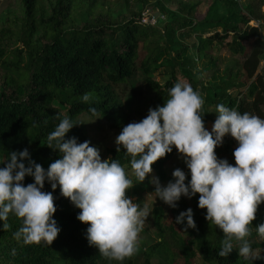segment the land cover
Masks as SVG:
<instances>
[{"label":"trees","instance_id":"16d2710c","mask_svg":"<svg viewBox=\"0 0 264 264\" xmlns=\"http://www.w3.org/2000/svg\"><path fill=\"white\" fill-rule=\"evenodd\" d=\"M172 2L153 0L165 16L160 29L157 25L143 23L141 11L130 18L119 19L108 10H96V0H55L47 16L41 15L38 0H21V28L0 27V69L4 70L0 74V161L8 159L11 151L27 148L30 158L46 170L60 158L58 150L44 145L47 136L64 116L73 121H80L83 114L93 117L89 112L91 107L96 108L100 118L111 128L121 132L128 124L129 114L123 109L114 86L133 77L138 62L144 83L155 94L152 108L163 106L169 98V89L177 81H184L204 98L205 128L213 125L218 104L264 119V79L258 73L264 58V33L259 26L251 25L253 9L242 8L235 0H225V11L220 12L218 0H209L204 16L196 19L201 0H177L180 7L176 12L172 10ZM167 3L170 6L167 7ZM260 3L263 5L264 0ZM183 8L192 18L181 14ZM76 10L80 20L73 15ZM179 30L197 35L195 52L210 58L214 82L207 81L204 85L194 65H187L191 57L187 46L171 47L169 57L159 62ZM165 35L169 36L167 40ZM10 37L11 40L16 38L12 47L4 41ZM215 40H227L231 52L241 60L237 67H227L218 76L216 61L209 52ZM141 44L146 47L143 52ZM26 47L27 64L23 65L22 54ZM163 61L169 65L170 78L160 82L152 73ZM85 93L91 97L88 103L82 101ZM70 137H76L78 143L87 140L91 144L84 124L74 125L65 139ZM231 142L232 137L226 135L217 148L232 154ZM117 147L106 149V159L117 160L126 171L131 169V158L122 146L120 151ZM176 152L173 147L171 153L152 165L159 179L166 177L165 165ZM180 159L187 184L189 170ZM3 166L0 163V167ZM32 182L31 176L23 181L25 185ZM143 182L148 183L149 177ZM42 190L54 196L53 219L60 229L57 238L51 245L43 242L26 245L17 241L14 233L22 226V220L9 214L7 221H0V264H109L95 246L89 245L86 238L89 225L77 219L80 209L70 205L69 199L61 195L59 186L53 190L46 180ZM190 202L181 196L177 207L171 208L172 222L167 229L162 223L163 208H153L158 240L143 250L144 264H152L151 259L157 253L164 254L162 259L166 263L178 257L184 264H264V241L251 244L252 248L263 249L261 258L252 262L239 256L235 248L227 257H220L222 230L205 219L206 209L198 207V194L192 196ZM188 208L193 211L196 228H187L185 232L186 221L176 223V217ZM5 222L10 225L8 229L3 228ZM260 223H264V203L259 205L252 222L251 236L257 235L255 229ZM171 246L175 247V252ZM122 264H134V256Z\"/></svg>","mask_w":264,"mask_h":264},{"label":"clouds","instance_id":"9594fccd","mask_svg":"<svg viewBox=\"0 0 264 264\" xmlns=\"http://www.w3.org/2000/svg\"><path fill=\"white\" fill-rule=\"evenodd\" d=\"M168 97L163 106L149 108L139 122L122 128L115 138L116 150L123 147L131 158L136 183H142L151 176L152 165L174 147L186 164L190 179L186 184V174L180 168L172 172L174 182L164 186L158 177L151 176L155 198L176 208L182 195L191 198L198 194V207L206 209L205 219L223 232L218 255L227 257L235 248L245 260L260 259L261 249L254 250L248 238L258 207L264 203V119L218 104L209 131L203 120L204 98L190 83L177 81ZM90 100L89 94L82 96L83 102ZM89 112L96 119L101 117L94 107ZM94 121H73L68 116L60 119L44 144L58 150L60 158L46 170L30 158L27 148L11 151L8 159L0 161L4 164L0 167V221H7L9 214H14L22 220V226L14 233L17 241L51 245L60 229L53 219L54 196L42 190L47 180L53 190L59 186L61 195L80 209L77 219L89 225V245L95 246L104 258L122 264L139 251V234L151 209L134 203L127 195L135 183L117 160L102 159L99 149L87 140L78 143L76 137L65 139L74 125ZM226 135L237 142L232 152L234 164L218 158L215 151ZM26 176L33 177V182L25 185ZM185 221V232L196 228L191 208L176 217V223ZM9 227L8 223L3 224L4 229ZM255 230L264 241V223Z\"/></svg>","mask_w":264,"mask_h":264},{"label":"rangeland","instance_id":"374dc122","mask_svg":"<svg viewBox=\"0 0 264 264\" xmlns=\"http://www.w3.org/2000/svg\"><path fill=\"white\" fill-rule=\"evenodd\" d=\"M38 6L41 15L47 16L50 14L55 0H38ZM82 2V0H79ZM225 0H218L219 3V11H225ZM97 9H102L103 11L108 10L113 17H126L130 18L133 16V13L141 11V18L143 23H147V21L152 22V25L159 26L160 29L163 28V24L165 22V16L156 7L153 3V0L148 1L147 3H143L140 0H96ZM209 0H201L200 4L198 5V12L196 13V19H201L206 11L207 5ZM239 4L242 8H246V6H250L253 11L254 15L253 18L255 21L259 22V27L261 31L264 33V4L261 5L260 0H240ZM172 10H176L180 7L177 3V0H173L172 2ZM166 6H170V4H166ZM80 9V8H78ZM183 12L181 14L184 16L186 15L189 18H192V14H187L186 10L183 8ZM154 13H158V19H155ZM78 16V10L73 12V15ZM22 6L21 0H0V27L2 26H11L15 29H20L22 24ZM76 20H80L81 17H76ZM214 32V31H213ZM212 34V33H208ZM204 37L208 36L207 34H203ZM169 38L168 35H165V39ZM16 38L11 40L10 38L4 39L11 47L14 46V41ZM197 42V35L193 34L189 31H177L175 33V39L170 41V48L166 49L164 52V57L159 61L161 62L163 59L168 58V52H172L171 47H180V46H187L188 52L191 53V57L189 59V63L187 65H194L195 71L198 72L199 78L203 81L204 85L208 82H214L213 78L211 77L212 68L210 66V58L208 56H198L195 52V45ZM20 46V43L17 44ZM144 44L140 45V50L143 52L145 51ZM27 47L22 57L24 58L22 64H27V57H26ZM209 52L213 56L212 58L216 61L215 65L218 68V74H222L225 68L229 67H237V65L241 62L240 58L235 54L232 53L229 45L227 44V40L219 41L215 40L211 45ZM168 63L163 61V63L155 69L152 73V76L157 81H164L170 78L169 74V67ZM4 70L0 69V74H3ZM258 73L264 79V58L260 61L258 67ZM114 89L118 94L119 100L122 104L123 109L129 114V121L130 122H139L148 114V109L152 108V102L155 98L154 92H152L144 83V73L142 72L141 66L139 62L136 65V70L133 77L129 78L126 82L115 85ZM214 108L211 107V110ZM85 115V114H83ZM79 120H89L95 119L94 122L84 123L87 134L91 140L90 146H95L99 149L100 155L102 159H106V149L110 147L117 146L115 143L116 136L120 133V131H116L115 128H111L108 123L105 122L103 118L96 117H89L83 116ZM216 113L214 116L216 117ZM207 130H211L207 128ZM218 158L227 159L229 163L234 164L233 155L223 148H216L215 149ZM180 168L184 171L183 163L180 159L179 154H176L167 162L165 165V172L166 177L164 179H159V182L162 186L166 185L169 181L174 182V177L172 176V172L174 169ZM129 178L133 180L134 186L130 188L127 192V195L133 199L134 203L140 204L141 207L147 205L150 209V215L147 217L145 226L143 230L140 232V243H139V251L137 254L134 255V264H144V256L143 250L148 247L149 245L153 244L158 240L157 229L154 224V213L153 208L156 206H161L164 211L162 223L165 229L168 228L170 223L172 222L171 218V207L165 204L162 200L158 197L155 198L154 188L155 186L148 183H136L134 176L131 173V169H127ZM151 176L157 177L156 173L153 171ZM149 176V180L151 179ZM183 196V195H182ZM186 201L191 204L190 198L183 196ZM71 206L75 207L73 203L69 200ZM77 208V207H75ZM249 241L251 244H258L261 241L258 235L250 236ZM172 247V251L175 252V247ZM254 250H259L261 248H253ZM263 253V249H261V254ZM166 255V254H165ZM164 254L157 253L151 259L152 264H184L183 260H179L178 257L175 258L172 263H166L162 259ZM109 264H118V262L114 260H105ZM104 264V263H100Z\"/></svg>","mask_w":264,"mask_h":264},{"label":"built area","instance_id":"2783aa9c","mask_svg":"<svg viewBox=\"0 0 264 264\" xmlns=\"http://www.w3.org/2000/svg\"><path fill=\"white\" fill-rule=\"evenodd\" d=\"M235 1H238V0H235ZM147 22H149V21H147ZM149 23H152V22H149ZM252 24L255 25V26H258L259 22L254 20ZM236 147H237V142L232 138V142H231L232 150H234Z\"/></svg>","mask_w":264,"mask_h":264},{"label":"water","instance_id":"95a60500","mask_svg":"<svg viewBox=\"0 0 264 264\" xmlns=\"http://www.w3.org/2000/svg\"><path fill=\"white\" fill-rule=\"evenodd\" d=\"M155 19H158V13H154V16H153Z\"/></svg>","mask_w":264,"mask_h":264},{"label":"crops","instance_id":"0c3cea01","mask_svg":"<svg viewBox=\"0 0 264 264\" xmlns=\"http://www.w3.org/2000/svg\"><path fill=\"white\" fill-rule=\"evenodd\" d=\"M239 1H240V0H238V2H239ZM252 23H253V22H251V25H253ZM253 26H255V25H253ZM258 26H259V25H258Z\"/></svg>","mask_w":264,"mask_h":264}]
</instances>
